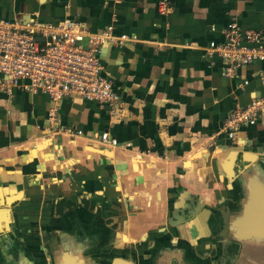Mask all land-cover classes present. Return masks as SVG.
I'll return each instance as SVG.
<instances>
[{"label": "crops", "instance_id": "1", "mask_svg": "<svg viewBox=\"0 0 264 264\" xmlns=\"http://www.w3.org/2000/svg\"><path fill=\"white\" fill-rule=\"evenodd\" d=\"M0 17L113 25L131 38L100 55L126 102L115 113L0 92V264H57L102 246L106 258L110 243L137 245L191 209L197 231L224 210L234 232L264 231V112L234 139L224 131L233 111L264 98V65L227 77L209 52L230 23L264 33V0H0ZM102 131L131 148L103 146ZM233 154L243 158L228 169Z\"/></svg>", "mask_w": 264, "mask_h": 264}, {"label": "built area", "instance_id": "2", "mask_svg": "<svg viewBox=\"0 0 264 264\" xmlns=\"http://www.w3.org/2000/svg\"><path fill=\"white\" fill-rule=\"evenodd\" d=\"M160 6L162 12L171 10L166 3ZM222 35L224 42H211L209 52L225 63V76L231 77L241 67L264 65V33L230 23ZM128 41L131 38L116 34L113 25L92 31L74 20L43 22L0 17V92L10 97L14 89L20 88L32 95H47L56 105L69 97H80L115 113L126 102L105 74L100 55L104 48L123 46ZM263 112L264 98L233 111L224 125L226 137L234 139L240 127L257 125ZM99 138L105 147L132 146L122 144L109 131H102Z\"/></svg>", "mask_w": 264, "mask_h": 264}, {"label": "flooded vegetation", "instance_id": "3", "mask_svg": "<svg viewBox=\"0 0 264 264\" xmlns=\"http://www.w3.org/2000/svg\"><path fill=\"white\" fill-rule=\"evenodd\" d=\"M197 216L193 209L179 212L169 225L161 226V231L148 230L137 245L121 248L116 241L110 243L113 255L106 258H101V247H96L76 255L64 252L61 260L73 255L82 264H90L87 259L94 264H111L118 258L131 264H264V231L251 233L242 228L234 232L226 210L202 215L197 222L202 228L197 231L191 223ZM249 242L259 244L253 246L257 254L251 253ZM102 247L103 252L108 248Z\"/></svg>", "mask_w": 264, "mask_h": 264}, {"label": "water", "instance_id": "4", "mask_svg": "<svg viewBox=\"0 0 264 264\" xmlns=\"http://www.w3.org/2000/svg\"><path fill=\"white\" fill-rule=\"evenodd\" d=\"M228 145H229V142H228ZM215 150V147H212L211 148V151H214ZM248 160H252L253 157H249V156H245ZM242 158L240 154H233L232 157L230 158L229 162H228V169H230V165H231V161H242ZM245 158V159H246ZM230 174H234L233 172L230 171ZM225 220H226V217H225ZM73 254V253H72ZM75 255V254H74ZM57 264H82V262L77 259L76 257H74L73 255H69L68 257L64 258L63 260H61L59 263ZM111 264H131V262H128L122 258H118V259H115Z\"/></svg>", "mask_w": 264, "mask_h": 264}, {"label": "rangeland", "instance_id": "5", "mask_svg": "<svg viewBox=\"0 0 264 264\" xmlns=\"http://www.w3.org/2000/svg\"><path fill=\"white\" fill-rule=\"evenodd\" d=\"M87 261L90 263V264H94V261L91 260V262L87 259Z\"/></svg>", "mask_w": 264, "mask_h": 264}]
</instances>
